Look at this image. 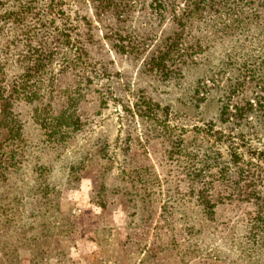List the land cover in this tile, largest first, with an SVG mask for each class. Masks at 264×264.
I'll use <instances>...</instances> for the list:
<instances>
[{"label": "rangeland", "instance_id": "374dc122", "mask_svg": "<svg viewBox=\"0 0 264 264\" xmlns=\"http://www.w3.org/2000/svg\"><path fill=\"white\" fill-rule=\"evenodd\" d=\"M0 264H264V0H0Z\"/></svg>", "mask_w": 264, "mask_h": 264}]
</instances>
